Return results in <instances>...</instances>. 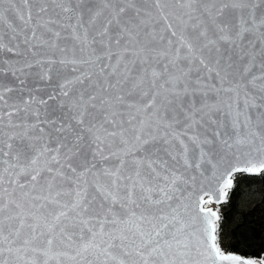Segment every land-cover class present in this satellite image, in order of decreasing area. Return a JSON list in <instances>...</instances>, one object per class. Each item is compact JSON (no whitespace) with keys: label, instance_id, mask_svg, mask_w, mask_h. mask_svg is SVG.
Listing matches in <instances>:
<instances>
[{"label":"snow or ice","instance_id":"6c2138e0","mask_svg":"<svg viewBox=\"0 0 264 264\" xmlns=\"http://www.w3.org/2000/svg\"><path fill=\"white\" fill-rule=\"evenodd\" d=\"M262 173L264 0H0V264H264Z\"/></svg>","mask_w":264,"mask_h":264},{"label":"rangeland","instance_id":"374dc122","mask_svg":"<svg viewBox=\"0 0 264 264\" xmlns=\"http://www.w3.org/2000/svg\"><path fill=\"white\" fill-rule=\"evenodd\" d=\"M236 177L239 184L233 197H229L219 208L222 218L228 222L227 236L222 237V246L227 251L237 249L238 253L235 254L241 255V251L252 253L264 247V233L261 232L259 237L249 233L250 227L262 226L261 222H264V194L259 184L252 183L242 174ZM260 226H256L258 231Z\"/></svg>","mask_w":264,"mask_h":264},{"label":"trees","instance_id":"16d2710c","mask_svg":"<svg viewBox=\"0 0 264 264\" xmlns=\"http://www.w3.org/2000/svg\"><path fill=\"white\" fill-rule=\"evenodd\" d=\"M242 176L244 178H247V179L252 180L253 181L252 183H254V184H259L260 187H261V191L264 194V173H262V174H252V175L242 174ZM238 179L239 178L236 177V182H235L233 188L229 190V192H228V198L229 197L230 198L233 197L234 192L237 189L238 184H239ZM261 224H262V226H260V225H254V226L250 227L249 233L252 234V235H254V236H256V237H259V235H260L261 232L264 233V222H261ZM256 226H260V230L259 231L257 230V227ZM233 248H235V246H233ZM260 248H263V249H260L258 251L252 252V253H246L244 251H241L240 254L242 256H246L247 258H260L261 256L264 255V247H260ZM229 251H234L235 253H238V250L237 249H229Z\"/></svg>","mask_w":264,"mask_h":264}]
</instances>
